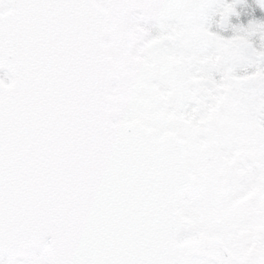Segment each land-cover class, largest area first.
Returning <instances> with one entry per match:
<instances>
[{"label":"snow or ice","instance_id":"obj_1","mask_svg":"<svg viewBox=\"0 0 264 264\" xmlns=\"http://www.w3.org/2000/svg\"><path fill=\"white\" fill-rule=\"evenodd\" d=\"M241 6L0 0V264H264V20Z\"/></svg>","mask_w":264,"mask_h":264},{"label":"trees","instance_id":"obj_2","mask_svg":"<svg viewBox=\"0 0 264 264\" xmlns=\"http://www.w3.org/2000/svg\"><path fill=\"white\" fill-rule=\"evenodd\" d=\"M245 3L246 7L241 6L239 9L243 15L239 18L238 22L247 24L250 19L264 20V9H260L256 5V0H245ZM224 35H230V33H224Z\"/></svg>","mask_w":264,"mask_h":264}]
</instances>
